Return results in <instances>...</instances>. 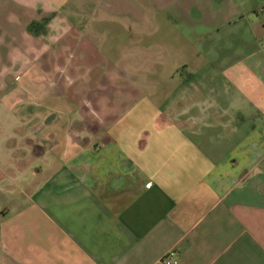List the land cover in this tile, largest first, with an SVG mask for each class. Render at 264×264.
<instances>
[{"label":"crops","instance_id":"crops-1","mask_svg":"<svg viewBox=\"0 0 264 264\" xmlns=\"http://www.w3.org/2000/svg\"><path fill=\"white\" fill-rule=\"evenodd\" d=\"M82 1L0 0V264H264V14Z\"/></svg>","mask_w":264,"mask_h":264},{"label":"rangeland","instance_id":"rangeland-1","mask_svg":"<svg viewBox=\"0 0 264 264\" xmlns=\"http://www.w3.org/2000/svg\"><path fill=\"white\" fill-rule=\"evenodd\" d=\"M80 1V0H79ZM82 1V0H81ZM95 4V2H99L100 0H92ZM214 3H221L224 0H213ZM238 3H240V5H244L246 2L250 1V0H235ZM255 2V6L258 10V12L260 14H264V0H253ZM84 1L80 2V9H82L84 7ZM86 2V1H85ZM109 2L114 10L111 11H105V12H101L97 14V20H102V21H109L107 22V25H110V27L107 28H101L104 32H107V35L110 36L111 32L114 33V35H111V43L107 46L105 45H98V52L101 53H105V52H111L114 56H119L118 60L114 61V66H116V68H120L121 67V62L122 60H120V56L124 53H126V51H133V47L129 46V49L127 47V40L124 39L123 34H121L120 32L122 30L125 29V31L130 30V34L133 31H136V29L138 28H132L131 26L133 25V22L137 21L139 23H143L146 24V30L147 31H151V33L153 32V27L155 26L156 22L162 21V20H173L176 19L174 13H171V10L169 9V5H170V0H109L107 1ZM182 2V0H171V4L172 3H176V4H180ZM122 4L123 7V11H122V7L121 6H116L115 4ZM71 5V4H70ZM93 5V8L95 7ZM174 5V4H172ZM64 7V5H62ZM118 7L120 10H117L116 7ZM61 8V7H60ZM93 8H91L93 10ZM85 12L80 13V17L79 20L81 21H85L90 19L92 16V11L90 12L88 9L84 10ZM64 14V13H62ZM65 15V14H64ZM91 16V17H90ZM46 20V19H44ZM44 20L42 21V25L44 26ZM113 24V27H112ZM131 27V28H130ZM40 29H37V31H35V28L33 30L34 33L38 34ZM89 30V29H88ZM100 29H98L99 31ZM110 33V34H109ZM134 36V35H132ZM87 42V41H83L82 43ZM80 43H76L74 42V44L72 45V50L70 52H68V54L72 55L74 53H78L80 51L84 50V46L83 44ZM109 47V50H108ZM103 48V49H101ZM107 48V50H106ZM82 49V50H81Z\"/></svg>","mask_w":264,"mask_h":264},{"label":"built area","instance_id":"built-area-1","mask_svg":"<svg viewBox=\"0 0 264 264\" xmlns=\"http://www.w3.org/2000/svg\"><path fill=\"white\" fill-rule=\"evenodd\" d=\"M161 264H178V261L176 259V253L174 251L168 252L166 255H164L161 260Z\"/></svg>","mask_w":264,"mask_h":264},{"label":"trees","instance_id":"trees-1","mask_svg":"<svg viewBox=\"0 0 264 264\" xmlns=\"http://www.w3.org/2000/svg\"><path fill=\"white\" fill-rule=\"evenodd\" d=\"M46 22V20H44V23ZM32 27H33V25H32Z\"/></svg>","mask_w":264,"mask_h":264}]
</instances>
